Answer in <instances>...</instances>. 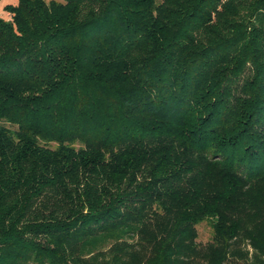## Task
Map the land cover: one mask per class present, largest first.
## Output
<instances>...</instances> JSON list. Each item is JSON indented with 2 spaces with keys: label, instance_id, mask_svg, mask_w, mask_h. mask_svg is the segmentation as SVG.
Returning a JSON list of instances; mask_svg holds the SVG:
<instances>
[{
  "label": "trees",
  "instance_id": "16d2710c",
  "mask_svg": "<svg viewBox=\"0 0 264 264\" xmlns=\"http://www.w3.org/2000/svg\"><path fill=\"white\" fill-rule=\"evenodd\" d=\"M4 10L0 264H264V0Z\"/></svg>",
  "mask_w": 264,
  "mask_h": 264
},
{
  "label": "rangeland",
  "instance_id": "374dc122",
  "mask_svg": "<svg viewBox=\"0 0 264 264\" xmlns=\"http://www.w3.org/2000/svg\"><path fill=\"white\" fill-rule=\"evenodd\" d=\"M15 0H0V18L9 20L8 14L5 12L4 7L8 4H14ZM49 2L51 0H44ZM249 76V73H247ZM197 238L196 242L199 245H205L209 243L212 239V230L208 222H202L196 226ZM136 236L124 237L123 239H115L114 236H101L98 237L91 244H86L85 246L79 247L77 250L82 253L85 258H90L94 260H104L110 259L118 248H121L122 242H134ZM242 251L248 252V257L253 254V249L248 240L241 241L240 245H237Z\"/></svg>",
  "mask_w": 264,
  "mask_h": 264
}]
</instances>
